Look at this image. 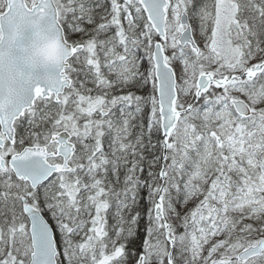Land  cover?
<instances>
[{
	"label": "snow or ice",
	"instance_id": "6c2138e0",
	"mask_svg": "<svg viewBox=\"0 0 264 264\" xmlns=\"http://www.w3.org/2000/svg\"><path fill=\"white\" fill-rule=\"evenodd\" d=\"M0 264H264V0H0Z\"/></svg>",
	"mask_w": 264,
	"mask_h": 264
}]
</instances>
